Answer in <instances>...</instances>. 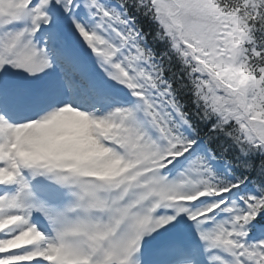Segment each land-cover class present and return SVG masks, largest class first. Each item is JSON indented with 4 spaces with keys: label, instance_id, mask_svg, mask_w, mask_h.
I'll use <instances>...</instances> for the list:
<instances>
[{
    "label": "snow or ice",
    "instance_id": "obj_1",
    "mask_svg": "<svg viewBox=\"0 0 264 264\" xmlns=\"http://www.w3.org/2000/svg\"><path fill=\"white\" fill-rule=\"evenodd\" d=\"M0 264H264V0H0Z\"/></svg>",
    "mask_w": 264,
    "mask_h": 264
}]
</instances>
